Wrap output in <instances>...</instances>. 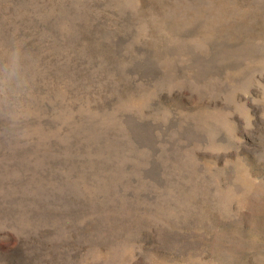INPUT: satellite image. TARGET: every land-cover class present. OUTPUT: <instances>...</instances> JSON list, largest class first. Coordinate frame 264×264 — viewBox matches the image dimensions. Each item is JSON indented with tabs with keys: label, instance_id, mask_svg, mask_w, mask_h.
<instances>
[{
	"label": "rangeland",
	"instance_id": "374dc122",
	"mask_svg": "<svg viewBox=\"0 0 264 264\" xmlns=\"http://www.w3.org/2000/svg\"><path fill=\"white\" fill-rule=\"evenodd\" d=\"M0 264H264V0H0Z\"/></svg>",
	"mask_w": 264,
	"mask_h": 264
},
{
	"label": "clouds",
	"instance_id": "9594fccd",
	"mask_svg": "<svg viewBox=\"0 0 264 264\" xmlns=\"http://www.w3.org/2000/svg\"><path fill=\"white\" fill-rule=\"evenodd\" d=\"M24 53L21 49L13 47L0 63V98L7 99L9 94L20 85L22 81Z\"/></svg>",
	"mask_w": 264,
	"mask_h": 264
}]
</instances>
